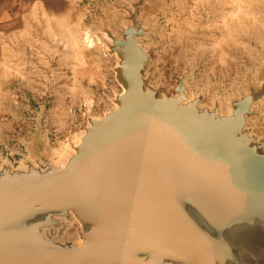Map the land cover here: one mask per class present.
I'll use <instances>...</instances> for the list:
<instances>
[{"label":"water","instance_id":"water-1","mask_svg":"<svg viewBox=\"0 0 264 264\" xmlns=\"http://www.w3.org/2000/svg\"><path fill=\"white\" fill-rule=\"evenodd\" d=\"M161 1L112 3L125 13L96 27L121 90L103 116L83 115L66 159L41 114L28 158L0 152V264H264V131L251 123L264 63L247 93L192 95L183 38L166 66L173 87L152 85Z\"/></svg>","mask_w":264,"mask_h":264},{"label":"rangeland","instance_id":"rangeland-1","mask_svg":"<svg viewBox=\"0 0 264 264\" xmlns=\"http://www.w3.org/2000/svg\"><path fill=\"white\" fill-rule=\"evenodd\" d=\"M128 1L85 0L79 6L84 9L86 25L103 43L106 56L109 54L104 46L105 34L96 32V27L102 22L109 23L115 12L125 13L116 10L112 3L129 5ZM160 4L150 22L157 33H149L146 39L151 44L146 49L153 55L146 71L152 85L173 87L167 80L166 66L183 38L186 57L182 73H193L188 79V93L197 95L205 90L208 99L211 90L217 87L218 96L228 101L234 94L247 93L248 73L259 83V70L264 63L260 55L264 52V0H163ZM37 25L32 32L36 37L41 32L40 23ZM110 57L113 63L105 69L103 84L92 83L88 68L83 70L85 82L77 84L35 57L26 82L0 85V152L4 158L17 166L29 157L25 143L33 141L39 114L48 143L57 154L61 145L79 132L87 111L103 116L111 110L114 104L110 97L115 89H121L113 71L115 57ZM225 109L228 111L227 106ZM256 109L262 111V116L254 117L251 123L259 125L258 131L262 132L264 101H259ZM78 228L74 224L69 231Z\"/></svg>","mask_w":264,"mask_h":264},{"label":"crops","instance_id":"crops-1","mask_svg":"<svg viewBox=\"0 0 264 264\" xmlns=\"http://www.w3.org/2000/svg\"><path fill=\"white\" fill-rule=\"evenodd\" d=\"M81 4L85 0H0V85L26 82L35 57L77 84L85 82L84 68L91 70L92 83L103 84L113 59L100 42L90 49L81 46L84 30L91 31Z\"/></svg>","mask_w":264,"mask_h":264},{"label":"bare ground","instance_id":"bare-ground-1","mask_svg":"<svg viewBox=\"0 0 264 264\" xmlns=\"http://www.w3.org/2000/svg\"><path fill=\"white\" fill-rule=\"evenodd\" d=\"M91 31H88V29L84 30L83 34L81 35V38H80V43H81V46L84 48V49H90L92 48L94 45L98 44L100 41L98 38H96L92 33H90ZM101 44V43H100ZM103 44V43H102ZM101 44V45H102ZM80 45V44H79ZM105 46V45H104ZM103 47V45H102ZM81 50V49H80ZM79 52V51H78ZM106 53V52H105ZM81 54V53H79ZM86 70V69H85ZM114 96V95H113ZM91 102V101H90ZM90 107L91 105L88 104ZM114 108V106H113ZM69 139H72V141H78V138H77V135L75 134L74 136H72L71 138ZM72 152L71 150V147H70V143L69 141L67 140L66 142H64L62 145H61V148L57 151V154H56V158H57V161L60 162V161H63L64 159H66L69 154Z\"/></svg>","mask_w":264,"mask_h":264}]
</instances>
